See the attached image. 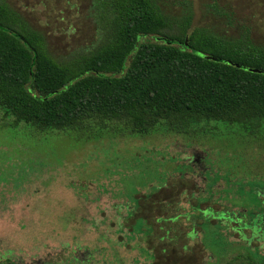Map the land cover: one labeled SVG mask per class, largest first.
<instances>
[{
    "label": "rangeland",
    "instance_id": "374dc122",
    "mask_svg": "<svg viewBox=\"0 0 264 264\" xmlns=\"http://www.w3.org/2000/svg\"><path fill=\"white\" fill-rule=\"evenodd\" d=\"M160 1L171 16H181L190 5L193 28L231 40L247 37L264 47V0ZM0 3L41 33L58 58L86 50L98 39L93 0ZM208 128V134L194 138L164 130L138 136L95 127L39 132L16 125L0 109V261L264 264V244H248L233 229L234 222L231 228L212 219L199 225V236L191 239L192 225L182 218L174 225L178 239L174 232L161 241L157 217L192 212L196 205L241 211L248 221L264 219V125L254 133L236 125ZM196 152L203 164L193 166ZM192 193L200 204L190 201ZM160 200L168 203L165 211L159 210ZM129 214L137 215L132 219ZM140 217L146 219L144 228Z\"/></svg>",
    "mask_w": 264,
    "mask_h": 264
},
{
    "label": "trees",
    "instance_id": "16d2710c",
    "mask_svg": "<svg viewBox=\"0 0 264 264\" xmlns=\"http://www.w3.org/2000/svg\"><path fill=\"white\" fill-rule=\"evenodd\" d=\"M92 6L97 41L64 59L0 3V109L16 125L39 132L126 129L138 136L164 130L186 138L208 134L212 124L249 133L264 125V47L193 28L188 4L181 16L167 14L160 0H93ZM189 198L201 203L194 193ZM199 208L157 217L161 241L174 232L178 239L174 225L182 218L192 225L187 238L199 236L197 227L213 218L212 208Z\"/></svg>",
    "mask_w": 264,
    "mask_h": 264
},
{
    "label": "flooded vegetation",
    "instance_id": "af4514ba",
    "mask_svg": "<svg viewBox=\"0 0 264 264\" xmlns=\"http://www.w3.org/2000/svg\"><path fill=\"white\" fill-rule=\"evenodd\" d=\"M193 159L191 161L192 165H196L197 163L199 165L203 164V157L200 156L199 153H195L193 155ZM206 167L204 168L203 166V172H205ZM212 219H221V220H227L228 224L230 225V227L232 228V223L234 222L237 230L239 232V235L243 236V240L246 241L248 244H250L251 242H257V243H262L264 244V219H259V220H252V221H248L246 219H244V214L243 212H239L234 214L233 212L229 211V210H223V211H219L216 212L213 210V215H212ZM245 231H248V234H244L243 233ZM249 235V236H248ZM257 240V241H255ZM0 261V264H23L20 261Z\"/></svg>",
    "mask_w": 264,
    "mask_h": 264
},
{
    "label": "water",
    "instance_id": "95a60500",
    "mask_svg": "<svg viewBox=\"0 0 264 264\" xmlns=\"http://www.w3.org/2000/svg\"><path fill=\"white\" fill-rule=\"evenodd\" d=\"M230 64L235 65L237 67H241L240 65H236V64H233V63H230ZM250 71L255 72V73H263L262 71L257 70V69H250Z\"/></svg>",
    "mask_w": 264,
    "mask_h": 264
}]
</instances>
